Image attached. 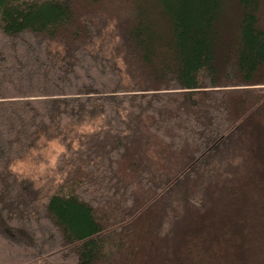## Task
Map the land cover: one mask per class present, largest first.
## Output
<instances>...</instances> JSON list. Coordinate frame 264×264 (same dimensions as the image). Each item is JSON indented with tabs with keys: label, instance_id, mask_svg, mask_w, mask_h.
I'll list each match as a JSON object with an SVG mask.
<instances>
[{
	"label": "trees",
	"instance_id": "obj_1",
	"mask_svg": "<svg viewBox=\"0 0 264 264\" xmlns=\"http://www.w3.org/2000/svg\"><path fill=\"white\" fill-rule=\"evenodd\" d=\"M0 264H264V0H0Z\"/></svg>",
	"mask_w": 264,
	"mask_h": 264
},
{
	"label": "rangeland",
	"instance_id": "obj_2",
	"mask_svg": "<svg viewBox=\"0 0 264 264\" xmlns=\"http://www.w3.org/2000/svg\"><path fill=\"white\" fill-rule=\"evenodd\" d=\"M105 30H108V28ZM109 41L103 46L105 54L108 56L110 55L111 46L114 45ZM61 150V146L55 140H51L47 145L43 144L42 147H39L32 155L25 157V160L18 161L14 169L36 184L35 186H42L43 191L49 190L56 184L58 179L54 163L58 152H61Z\"/></svg>",
	"mask_w": 264,
	"mask_h": 264
}]
</instances>
